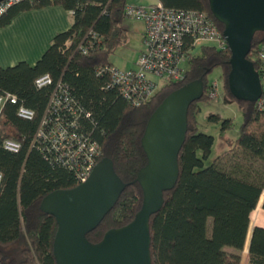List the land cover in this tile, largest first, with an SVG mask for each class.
I'll return each mask as SVG.
<instances>
[{"label": "trees", "instance_id": "16d2710c", "mask_svg": "<svg viewBox=\"0 0 264 264\" xmlns=\"http://www.w3.org/2000/svg\"><path fill=\"white\" fill-rule=\"evenodd\" d=\"M157 1L166 8L204 12L223 31L210 13L208 0ZM126 5L127 0H24L0 14V29L21 13L51 6L64 8L71 18L70 28L54 36L34 66L20 62L0 68V93L17 99L16 104L7 102L0 114V264H56L53 240L57 224L39 205L50 193L80 184L75 172L57 163L42 142L35 141L57 83L89 115L81 119L82 125L100 146L101 159H110L116 175L130 184L87 235L96 244L107 231L130 223L141 208L142 191L132 182L147 163L140 140L149 117L169 93L200 78L204 93L188 109L177 182L163 194L162 208L150 218L152 264H241L251 216L262 197L264 211V103L241 102L231 96L227 46L195 49L189 41L184 80L166 82L141 106L130 105L109 85L107 76L97 73L112 65L110 56L127 38L122 26ZM263 43L264 33H256L247 56L257 72V51ZM216 69L221 73V88L240 108L242 123L231 147L208 163L214 138L201 131L197 117L200 105L208 103L214 91L207 77ZM45 75L52 84L37 88L35 81ZM20 106L33 112L32 120L17 116ZM205 118L219 124L221 133L234 127L231 119L216 113ZM7 140L17 143L19 150H5ZM245 264H264V226L253 227Z\"/></svg>", "mask_w": 264, "mask_h": 264}, {"label": "water", "instance_id": "95a60500", "mask_svg": "<svg viewBox=\"0 0 264 264\" xmlns=\"http://www.w3.org/2000/svg\"><path fill=\"white\" fill-rule=\"evenodd\" d=\"M208 5L223 27L230 52L229 92L237 101L256 102L262 95L260 77L247 56L255 34L264 33V0H208ZM203 93L202 78L189 82L169 93L149 117L140 140L147 163L132 182L142 191V204L127 225L107 231L96 244L87 240L130 185L120 180L108 158L101 159L77 187L54 191L42 199L39 210L57 224L56 264H152L150 218L162 208L163 194L177 182L188 109Z\"/></svg>", "mask_w": 264, "mask_h": 264}, {"label": "built area", "instance_id": "2783aa9c", "mask_svg": "<svg viewBox=\"0 0 264 264\" xmlns=\"http://www.w3.org/2000/svg\"><path fill=\"white\" fill-rule=\"evenodd\" d=\"M21 1L24 0H3L0 3V14ZM123 16L144 24V50L139 55L134 69L122 70L109 65L99 68L97 73L107 76L109 85L116 88L120 96L134 107L141 106L155 95L159 87L156 79L165 82L184 80L183 65L186 64V48L189 41L195 49L202 45H215L218 48L226 46L222 33L204 12L166 8L156 1L148 6L126 5ZM69 44L70 41L67 42V45ZM82 53L85 54L86 50L83 49ZM257 59L262 89L258 104L262 105L264 43L257 51ZM51 84L52 81L47 75L35 81L39 89ZM16 101L14 95L0 93V114L7 102L16 104ZM17 116L29 121L33 118V112L20 106ZM88 118L89 115L84 113L59 82L49 97L35 137V141L40 140L49 156L57 163L75 172L80 184L87 180L94 166L101 160L100 146L91 140L82 125L81 119ZM3 147L10 152L19 150V145L9 140L3 143Z\"/></svg>", "mask_w": 264, "mask_h": 264}, {"label": "rangeland", "instance_id": "374dc122", "mask_svg": "<svg viewBox=\"0 0 264 264\" xmlns=\"http://www.w3.org/2000/svg\"><path fill=\"white\" fill-rule=\"evenodd\" d=\"M155 3V0H127V5L133 6H148ZM123 28L126 30L125 42L116 48L114 53L110 56L109 61L115 67L122 70L134 69L140 53L144 50L142 44L143 23L140 21L124 18L122 22ZM199 49V48H198ZM186 68V64L183 65ZM220 70H214L208 75L207 80L212 84L215 91L210 93L208 103L200 105V114L197 117L198 123L202 128V132L211 135L214 142L211 148L210 158L208 163L218 155L227 151L233 141L237 138L239 128L242 123V114L236 102H234L227 94L225 89L221 88L222 79L220 78ZM159 87L166 82L156 79ZM210 112L219 114L223 119H231L234 127L226 133L220 132L219 124H212L206 121V116ZM262 199H260L255 211L251 216L250 227L248 231V238L243 254L241 255V264H245L247 245L250 238L251 231L255 225L264 226V211L262 210Z\"/></svg>", "mask_w": 264, "mask_h": 264}, {"label": "crops", "instance_id": "0c3cea01", "mask_svg": "<svg viewBox=\"0 0 264 264\" xmlns=\"http://www.w3.org/2000/svg\"><path fill=\"white\" fill-rule=\"evenodd\" d=\"M70 26V14L60 6L17 15L8 26L0 29V68H11L20 62L34 66L54 36L66 32ZM144 32L143 24L142 44Z\"/></svg>", "mask_w": 264, "mask_h": 264}, {"label": "bare ground", "instance_id": "6f19581e", "mask_svg": "<svg viewBox=\"0 0 264 264\" xmlns=\"http://www.w3.org/2000/svg\"><path fill=\"white\" fill-rule=\"evenodd\" d=\"M261 204H262V202H261Z\"/></svg>", "mask_w": 264, "mask_h": 264}]
</instances>
